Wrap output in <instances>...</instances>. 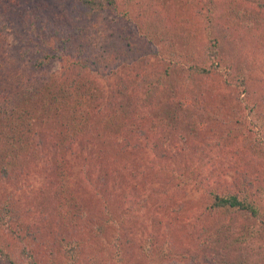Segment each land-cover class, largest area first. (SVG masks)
I'll list each match as a JSON object with an SVG mask.
<instances>
[{
  "label": "rangeland",
  "instance_id": "374dc122",
  "mask_svg": "<svg viewBox=\"0 0 264 264\" xmlns=\"http://www.w3.org/2000/svg\"><path fill=\"white\" fill-rule=\"evenodd\" d=\"M20 1L25 2L29 8L27 12L32 15L37 12V3L45 7V13L40 12L36 21V29L45 30L44 54H53V58L47 56L52 62L43 68L45 88L57 91L63 83L71 86L69 80L63 78L69 71L67 66L71 56L79 50L81 40L92 36L93 43L102 51H112L111 66L119 71L114 74L108 69L97 71L91 67L85 72L86 79H97L105 87L101 99L105 114L115 113L120 108L119 112L126 110L125 115L134 117L135 123L131 133L120 131V135L113 136L121 147L129 149L125 158L100 155L84 162L79 157L70 160L77 175L72 179L63 178L70 196L65 199L69 207L62 208L63 204L43 199L51 194L52 184L54 189L52 177L64 175L59 166L62 155L57 152L54 140L44 142L40 156L19 180L0 179V203L11 202L17 206L24 222L12 218L10 226L0 231V237L11 245L12 250L19 251L20 259L28 264L30 258L14 246V242L23 246L24 241L39 262L37 264H69L65 242L74 236H86L82 264H118L113 258L116 253L114 243L110 246L103 243L104 248L101 245L94 248L90 246L92 238L88 236L101 223L105 209L102 197L106 196L114 212L125 211L131 197L147 199L146 206L136 212V218L126 221V226L132 230L134 256L125 264H264V215L255 218L237 211L210 212L205 207L208 190L240 191L248 186L250 190L253 187L264 213V129L253 101L246 100L244 92L236 87L226 85L224 78L211 83L219 91L214 95L209 93V84L205 80L196 79V85L189 87L177 86L184 76L179 80L176 75L172 76L174 85L168 78L163 90L152 92L149 97L146 93L149 82L157 81L155 72L159 75L164 70L163 61L156 58L154 52L160 50L161 53L162 49L172 46L174 38L166 44L155 39L147 43L150 68V64L143 65V60L139 65L126 66L124 61L130 62V59L123 52V44L133 41L139 45L146 41L134 22L121 20L117 13L108 11H102L92 19L78 18L82 12L77 8L82 10V5H74L71 0ZM68 15L78 18L74 24L68 21ZM85 27L90 28L88 33L77 34ZM20 31L22 37L35 36L25 24ZM55 31L58 35H53ZM204 32L201 29L196 38L203 40ZM76 38H79L77 43ZM228 41L224 53L228 59L233 58L235 66L239 61L244 68L257 67L253 71V78L257 80L254 78L251 84L257 94L262 95L264 43L252 44L244 38L246 47L241 49L236 45L237 39ZM61 42L70 43L63 48L58 45ZM185 48L192 57L193 43ZM194 48L198 52L200 47ZM64 53H69L70 57ZM125 87L131 89L128 96L120 92ZM184 87L188 89L185 92L174 94L169 91ZM113 89L116 90L114 94ZM201 92L202 95H198ZM178 102H182L178 104L182 108L177 112L172 105ZM196 106L206 114L199 118L200 124L197 123L196 115L200 113H196L199 109ZM209 112L215 113L216 117L210 118ZM102 165L109 167V171L102 170ZM99 169L103 180L109 182L108 191L103 194L86 180V175L91 172L94 177L98 176ZM190 169L194 171L195 180L187 185L179 184L181 179L177 173H190ZM123 179L129 182L128 190L122 188ZM248 225L263 232L257 231L254 237L247 233L243 235L242 227ZM21 228L29 233L22 241L14 235ZM149 238L155 245L150 259L141 255L139 249L141 243L151 244Z\"/></svg>",
  "mask_w": 264,
  "mask_h": 264
},
{
  "label": "trees",
  "instance_id": "16d2710c",
  "mask_svg": "<svg viewBox=\"0 0 264 264\" xmlns=\"http://www.w3.org/2000/svg\"><path fill=\"white\" fill-rule=\"evenodd\" d=\"M71 2L74 5L79 3L82 5V10L77 8L78 12H82V16L79 14L78 18L92 19L98 13L108 11L117 13L121 20L135 23L142 35L141 38L146 41L139 45L133 41L123 44V52H126L130 59V62L123 60L126 66L139 65L143 60L145 62L143 65L150 64L148 67L150 68L151 59L146 48L147 43L155 39L161 44H166L169 39L174 38L172 46L162 49L161 53L160 50L154 52V56L163 61L164 70L159 75L155 72L157 81L149 82L147 96L152 92L162 91L163 84L168 78L173 84L172 76L175 75L179 76V80L184 76L181 81L177 80V86L189 87L196 85V79L205 80L206 84H209V93L217 95L219 91L211 83L224 78L226 85L236 87L244 92L246 100L249 98V101H253L254 110H257L264 129V92L261 91L262 95H258L251 84L254 78L257 80L256 77L253 78V71L257 67L254 65L244 68L239 61L235 66V63H232L233 58L228 59L224 53L228 40L237 39L236 45H240L241 49L246 47L244 43L247 41L243 42L244 38L252 44L264 43V0H71ZM24 3L20 0H0V179L19 180L40 156L41 148H45L44 142L54 140V143H57V152L62 155L59 166H62L61 172L63 171L64 175L52 177L54 189L52 184L51 194L43 196V199L47 198L54 204H63L61 207L65 208L69 207L65 199L70 196L67 195L63 178L72 179L77 175L70 160L79 157L84 162L100 155L106 158H125L128 148L121 147L114 141L113 136L120 135V131L131 133L135 124L132 119L134 117L125 115L126 110L120 113V108H117L115 113L105 114L101 100L103 93L105 94L103 92L105 87H102L97 79L87 81L85 72H89L91 67L97 71L108 69L114 74L119 71L111 66L112 51H109L110 53L108 51L106 53L104 49L102 51L99 45L93 43L92 36L81 40L78 44L79 50L71 56L67 66L69 71L64 73L63 77L69 80L71 86L63 83L64 85L57 91L45 88L47 83L42 84L44 81L42 74H45L43 68L52 62H49L47 56L53 58V54H44L42 46L46 42L43 35L45 30L36 29L38 15L40 12L45 13V7L37 3L35 7L37 12L32 15L27 12L29 8ZM78 18L68 15L71 24ZM23 24L28 26L34 37H22L20 28ZM201 29L205 31L204 37L203 40H198L196 36L198 37ZM89 30V27L81 28L77 34L83 35ZM53 35H58V32L55 31ZM200 36L202 37V34ZM78 40L79 38H76V43ZM65 43L61 42L58 45L66 48L70 42ZM191 43L192 57L185 48ZM194 47H200L198 52ZM66 54L70 57L69 53H64ZM103 74L107 76L106 73ZM123 89L120 91L123 96L131 91L130 87ZM182 89L169 91L177 94L188 90L187 87ZM112 93H116V90L113 89ZM128 98H131V92ZM181 103L173 104L174 110L178 112L182 108L178 106ZM196 108H199L196 113L200 114L196 116L197 123L200 124L202 122L199 118L206 114L199 106ZM207 115L216 117L212 112ZM101 169L109 171V167L105 165H102ZM101 169L97 171L96 177L92 172L87 174L86 180L103 194L108 191L109 182L103 180ZM182 174L177 173L181 179L178 183L182 185H187L196 178L192 169L190 173L181 176ZM121 183L122 188L128 190L129 182L123 179ZM255 194L253 187L250 190L248 186L240 191L219 192L211 189L206 193L209 199L205 207L210 212L237 211L258 218L264 213ZM102 200L105 209L101 215V223L97 224V228L92 231L93 234L88 235L92 238L90 246L96 248L97 245L103 247V243L107 246L114 243L116 253L113 258L118 264H125L127 259L134 256L133 239L130 235L132 230L126 226V221L136 218V212L140 207L146 206L147 199L143 197L135 200L131 197L126 210L118 212L113 211L106 196H103ZM15 217L23 222L17 206L11 202L0 203V231L8 228ZM242 228L243 235L247 233L251 237L263 232L262 229H258L257 232L249 225ZM28 234L23 228L14 233L21 241L23 238L27 239ZM150 239V245L146 242L141 243L139 247L141 255L149 259L153 256L155 247ZM22 243L23 246L14 242V246L21 250L20 253L28 254L30 257L28 264L39 263L30 247L25 245L24 241ZM86 247V236L85 238L74 236L66 241L65 253L70 259L69 264L84 263ZM18 255L19 251L12 250L11 245L0 237V264H25Z\"/></svg>",
  "mask_w": 264,
  "mask_h": 264
}]
</instances>
